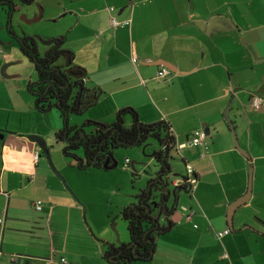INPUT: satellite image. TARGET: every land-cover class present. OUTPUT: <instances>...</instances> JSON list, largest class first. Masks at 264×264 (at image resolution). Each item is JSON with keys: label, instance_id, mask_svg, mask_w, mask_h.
<instances>
[{"label": "crops", "instance_id": "obj_1", "mask_svg": "<svg viewBox=\"0 0 264 264\" xmlns=\"http://www.w3.org/2000/svg\"><path fill=\"white\" fill-rule=\"evenodd\" d=\"M47 1L57 8L49 18L70 16L76 28L83 86L102 92L92 120L111 123L128 107L142 124L165 121L175 147L195 130L204 133L201 145L177 154L197 180L188 202L178 206L177 197L169 233L156 239L145 264H264V107L250 105L254 96L264 99V0ZM111 18L129 26L114 29ZM69 54L73 61L76 53ZM160 68L170 74L157 79ZM6 74L0 101L15 91L28 111L0 104V264H103L104 243L128 241L121 222L86 224L41 157L32 159L40 152L28 137L40 132L25 114H43L13 87L17 75ZM53 165L65 176L63 166ZM177 176L173 185L188 177L186 169Z\"/></svg>", "mask_w": 264, "mask_h": 264}, {"label": "trees", "instance_id": "obj_2", "mask_svg": "<svg viewBox=\"0 0 264 264\" xmlns=\"http://www.w3.org/2000/svg\"><path fill=\"white\" fill-rule=\"evenodd\" d=\"M33 1L0 0V7L7 15V27L16 6L31 5ZM14 40L17 49L36 73L35 83L25 87V91L32 97L33 107L40 114L51 108L59 113L62 126L55 138L64 145L62 155L67 159L68 166L78 170H110L116 166H113L116 162L112 156L116 148L152 143V161L157 170L148 179L146 186L134 196L133 202L119 213L126 227L128 241L117 246L104 243L101 255L103 264L149 262L153 257L156 239L169 233L171 228L168 217L175 192L188 194L192 188L186 183L185 176L181 177L179 185L171 183L172 174L167 160L171 152L176 156L178 152L169 125L165 121L142 124L135 111L128 107L118 110L111 123L84 121L80 125H69V116L81 115L94 107L102 92L97 88L89 90L83 86L85 75L79 77L82 69L71 65L72 61L68 66L57 65L61 53L58 52L56 56L55 53H49L46 57L45 53L37 51L33 38L20 36L14 37ZM127 117L130 124L126 126L124 119ZM79 151L80 155H77ZM189 178L194 182L197 180L194 173ZM160 217L168 221L167 225L160 223Z\"/></svg>", "mask_w": 264, "mask_h": 264}, {"label": "rangeland", "instance_id": "obj_3", "mask_svg": "<svg viewBox=\"0 0 264 264\" xmlns=\"http://www.w3.org/2000/svg\"><path fill=\"white\" fill-rule=\"evenodd\" d=\"M16 7H18V10L12 13L9 28L7 27L6 12L0 7V76H7L6 73L17 75V77L12 79L14 83L13 87H15L18 93L24 92L31 100L32 97L26 93L25 87L27 84L35 83L36 73L33 66L17 49L14 37L27 36L33 38L37 44L38 50L41 51L44 49V46L40 40L48 41L62 36L64 40L59 49L69 52L72 55L73 52L76 53V58L71 63L73 66H76L80 62L83 63V46L75 41L76 28L69 26L71 24L70 16H64L58 19L49 18V16L54 15L57 10L53 3H49L47 0H34L31 5ZM39 9L42 10L40 20L35 23H28ZM53 20L55 22H52ZM70 27H72V30ZM64 63L65 61L62 57L57 61V65H64ZM13 92L15 91H12V99L4 98L0 101V104L4 105V103H6L11 106L13 110L24 109L28 111L26 109L28 108V104H25V108L19 95ZM95 114L96 111L93 110V107L86 110L81 115L71 114L68 118V124L80 125L84 121L96 122L91 119V117H95ZM25 116H27V122H30V125L35 124L34 127L40 132V136L36 137L40 138L45 143L51 166H49L45 156L42 155L41 151L38 149L41 160L58 180L62 189L75 203L79 204L81 216H84L86 224L89 223V219L93 220L97 222L96 229H98V227L105 226L106 222L107 225H109L111 221L115 219L116 222H121L123 226V229L120 226L122 235H127L125 224L120 220L119 213L124 207L133 202L134 196L146 186L148 179L154 173L153 171L156 170L152 159L147 157L154 151L152 143L149 142L141 146L116 148L112 152L116 166L110 170L94 168L78 170L67 165V159L62 155V148L64 145L55 138V134L62 126V120L56 109L51 108L39 118L34 115L30 118V113L25 114ZM31 130L33 131L34 129L31 128ZM184 152L183 150L182 153ZM77 155H80V151L77 152ZM125 159H127L130 164L127 169L122 168ZM54 163L58 167L63 166L65 176L59 174L55 170ZM131 163H133V167ZM167 163L170 166L171 174L178 175L177 177L184 176V166L179 162L174 152L170 153ZM51 168L63 179L68 189L65 188L61 178L57 177ZM132 173H134V175H132ZM68 182L78 190L86 206L78 199V196L72 190ZM186 202H188L187 194L183 192L179 193L178 206ZM167 222L168 221L164 219V217H160V223L162 225H167ZM102 248L104 250V247ZM136 264L145 263L139 262Z\"/></svg>", "mask_w": 264, "mask_h": 264}, {"label": "built area", "instance_id": "obj_4", "mask_svg": "<svg viewBox=\"0 0 264 264\" xmlns=\"http://www.w3.org/2000/svg\"><path fill=\"white\" fill-rule=\"evenodd\" d=\"M110 26L114 29H123L125 27H128L129 26V20H124V21H116L115 19L111 18L110 20ZM132 63H135L136 62V59L135 58H132L131 60ZM169 71L165 68H160L157 70V72L155 73V77L157 79H163L165 78L167 75H169ZM250 105L254 108V109H260L261 107H264V99L261 98V97H257V96H254L250 99ZM204 138V133L201 129L199 130H195L192 132L191 134V138L184 144H180V145H177L176 146V151L179 152V150L181 149H184L186 147H197L199 145H201V142ZM34 161H36L38 159V154H34L33 155V158H32ZM129 162L127 159H125V161L123 162L122 164V168L123 169H127L128 166H129ZM186 176L187 179H186V183L189 184L190 186H193L194 184V180L189 178V175L192 174L193 172L191 171V168L186 166ZM180 183V182H179ZM175 185V184H174ZM31 207L36 210V211H40L41 209V203L36 201V202H32L31 203ZM2 223H3V219L0 218V226L2 227ZM1 229V228H0ZM229 230L226 229L222 232H217L216 233V237L217 238H221L223 236H226L229 234ZM0 234H1V230H0Z\"/></svg>", "mask_w": 264, "mask_h": 264}, {"label": "water", "instance_id": "obj_5", "mask_svg": "<svg viewBox=\"0 0 264 264\" xmlns=\"http://www.w3.org/2000/svg\"><path fill=\"white\" fill-rule=\"evenodd\" d=\"M15 10H18V7H16ZM41 11H42V10L39 9V10L37 11V13L34 15V17H33L31 20H29L28 23H35V22L39 21L40 18H41ZM9 22H10V21H8V28H9ZM52 22H55V21L53 20ZM62 40H63V37L61 36V37H58V38H56V39H51V40H48V41H42V40H40V42H42V44H44L45 46H50L49 49H48V52H49V51H51V50H56V49H58V48L60 47V44H61ZM61 54H64V55H62V58H63L64 61H65L64 65H65V66L70 65V63H71V55H70L68 52H63V53H61ZM60 56H61V55H60ZM81 72H82V73H81V75H80L79 77H83V76L85 75V72H84L83 69L81 70ZM225 120H226L227 124L229 125V128H230V130H231L232 136H233V138H234V140H235L234 130H233L232 126H231V123L228 122L227 119H225ZM1 138H2V135H0V139H1ZM28 140H30L31 142H33V143L38 147V149L41 151L42 155H44L45 158H46V160L48 161L49 166H51L50 158H49V155H48L47 149H46V147H45V143H44L40 138H38V137H36V136H29V137H28ZM236 147H237V145H236ZM147 157H149V158L152 159V157H153V152H152L151 155H149V156H147ZM115 165H116V164H114L113 166H115ZM131 166L133 167V163H131ZM51 170L54 172L53 168H51ZM54 174H55L57 177L61 178L57 173L54 172ZM61 180H62V183H63L64 186H65V183H64V181H63L62 178H61ZM65 188L68 189L66 186H65ZM248 196H249V187L247 188L246 196H244V199H243V200H240V201L238 202V205L244 203V202L247 200L246 198H248ZM177 197H178V193L175 192V199H176V201L174 202V205H173V207H172V211H171V213H173V212L175 211V209H176V206H177ZM238 205H237V206H238ZM237 206H235L234 208H236ZM234 208H233V209H234ZM231 211H232V210H231Z\"/></svg>", "mask_w": 264, "mask_h": 264}, {"label": "flooded vegetation", "instance_id": "obj_6", "mask_svg": "<svg viewBox=\"0 0 264 264\" xmlns=\"http://www.w3.org/2000/svg\"><path fill=\"white\" fill-rule=\"evenodd\" d=\"M34 44L36 45L37 51H38L39 53H45L46 57H48V54H49V53H55V54H54L55 56L57 55L58 52H59V53H63V51H61L59 48L56 49V50H51V51L48 52V49H49L50 46H45L44 44H43L44 49L41 50V51H39V50H38V47H37V44H36L35 41H34ZM59 55H61V57H62V55H64V54H59ZM59 55H58V56H59ZM59 58H60V56H59ZM173 202H174V201H173ZM172 207H173V204H172Z\"/></svg>", "mask_w": 264, "mask_h": 264}]
</instances>
